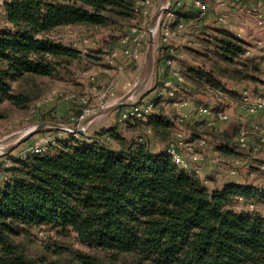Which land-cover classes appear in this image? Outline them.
<instances>
[{"label":"trees","instance_id":"obj_1","mask_svg":"<svg viewBox=\"0 0 264 264\" xmlns=\"http://www.w3.org/2000/svg\"><path fill=\"white\" fill-rule=\"evenodd\" d=\"M140 1L7 0V26L0 30V105L26 107L29 96L15 91L13 82L56 77L65 61L80 57L76 49L49 39L50 33L68 26L122 28L135 17ZM222 34L219 54L231 67L216 65L220 77L256 82L250 70L260 65L251 58L236 63L245 48L232 33ZM188 75L201 89L202 81L220 85L211 73L191 69ZM145 124L162 140L172 132V124L159 116ZM108 134L109 145L96 142ZM218 138L220 149L235 155L232 134ZM83 139H57L54 154L10 158L17 165L0 185V264H63L30 255L20 241L41 228L73 233L112 261L264 264V216L257 211L264 205V188L231 182L210 191L167 153L123 136L118 126ZM76 259L97 264L83 253H76Z\"/></svg>","mask_w":264,"mask_h":264},{"label":"rangeland","instance_id":"obj_2","mask_svg":"<svg viewBox=\"0 0 264 264\" xmlns=\"http://www.w3.org/2000/svg\"><path fill=\"white\" fill-rule=\"evenodd\" d=\"M5 1V0H0ZM153 7L150 10V14L145 16L140 12H137L132 21L127 22L122 28H99V27H63L48 35V38L54 42L62 43L70 46L73 49H77L75 43L79 46V40L82 37H87L91 40V45L87 46V51L81 53L80 57L74 60L65 61L62 67H60L59 75L53 78H38L28 77L20 81L12 83L15 91L24 93L30 98V103L24 107H17L8 102L0 105V170L4 175L0 176V185L5 182V178L9 174V170L15 167L17 164L12 161L11 166L6 167V161L10 158L18 156L21 152L27 150L33 143H35L42 136L51 137L53 144L50 147V154H54L58 148L57 139H68L72 135L65 136L63 132L56 129L55 125H63L71 128H78L70 118L72 116L81 115L85 108L78 99L73 102H68L62 98L50 96L54 90L74 93L77 97L87 96L89 98V107L97 109L101 103H106V99H102V95L106 92L107 88L114 87L115 96L109 100L110 108L99 110L95 116L87 120V123L91 121V124L87 130V136L84 141L91 138H95L96 134L104 129H110L119 125L120 111H109L112 107L119 104L121 99L133 92L130 99L127 100V104L123 105L120 109H125L136 102H141L146 96L151 93L152 79L154 72L153 66L147 62V52L149 48V40L152 32H155L158 28V20L153 22V18L159 9L165 6L169 0H154ZM190 6H194L193 2H189ZM247 3V8H244L246 12H241L243 6L242 0H226V6L223 8V12L230 15V23L223 24L219 21L216 15L208 17L211 12L214 13L216 5L212 4L209 7V12L204 19L197 20L199 17V10L196 8L195 17L187 21L189 32H195L199 28L200 23L205 21L210 27L211 34L199 37L200 35H190V37L196 39L200 45L198 50H191L193 53H187L191 61H195L203 68L199 69L204 73H211L216 76V79L220 77L218 69L219 67H231L227 66L224 60L221 59L219 51H221L219 39L225 37L224 31L230 32L233 30L232 35L240 42L244 48L253 47V39L251 36L257 34L259 26L257 25V16L264 15V0H250ZM1 7V4H0ZM234 9V12L231 10ZM208 17V18H207ZM204 22V23H205ZM171 22L169 25H174ZM216 26L220 27L219 30ZM3 21L0 19V30L4 29ZM132 29H138L141 32H145V53L140 64L133 65L129 69L121 74L116 73L114 67L109 64V57L111 53L122 47V42L126 37L131 36ZM239 32L245 33V35H238ZM157 43L160 40V35L154 38ZM155 50V46H154ZM250 58H235V62L241 63ZM253 59V58H251ZM259 69L255 66H251V73L256 77V82L246 81V86L250 88L253 95H261L257 93L256 89L258 85L264 86V56L261 62H256ZM135 64V63H134ZM195 65L192 62H188L187 66H183L187 71L195 69ZM193 67V68H190ZM108 71L112 74H108ZM96 78L95 84L96 91H92L93 84L90 81V77ZM218 83L210 84L212 88L221 89L222 91H228L231 88L230 80L219 81ZM212 94V93H211ZM213 95V94H212ZM154 96H150L152 99ZM51 99L49 102L46 100ZM42 102L41 109L34 112L37 103ZM108 102V101H107ZM80 112V113H79ZM78 113V114H77ZM259 119V122L263 124L264 114ZM47 124V127L41 131L35 133L19 145L15 146L20 139H22L30 130L41 125ZM230 133L237 135V126L230 127ZM148 127L143 122L131 121L123 136L131 139H144L147 135ZM214 130L208 132V135L214 137L216 141L218 136L214 134ZM80 139V138H76ZM219 142V140H218ZM232 152L236 157L243 159H250L255 165L257 162L264 164V151L260 153H254L252 150H239L234 144L231 146ZM255 168V169H254ZM254 172L253 175L247 174L248 183L260 184V179H264V170H256V166L251 168ZM246 174V172H241ZM264 216V205L257 209ZM20 241L25 244L28 253L34 257H40L46 259L48 262L56 261L63 264H80L76 259V253H83L97 259V264H136V261L132 257H121L118 261H112L110 256L102 251L91 249L81 241L77 236L70 232H59L50 228L32 229L29 234L21 237ZM58 249H63L61 254H56Z\"/></svg>","mask_w":264,"mask_h":264},{"label":"built area","instance_id":"obj_3","mask_svg":"<svg viewBox=\"0 0 264 264\" xmlns=\"http://www.w3.org/2000/svg\"><path fill=\"white\" fill-rule=\"evenodd\" d=\"M7 0L1 1L2 5H5ZM193 5L199 10V17L197 20L204 19L208 12L210 5H216V9L214 14L217 16L219 21L223 24L230 23V15L223 12V8L226 6V0H191ZM243 6L240 9L243 12L247 8L248 1L250 0H242ZM154 0H143L140 1L136 6V11L141 14L148 16L150 14V10L154 5ZM250 5V4H249ZM246 12V11H244ZM6 14V12H5ZM175 12L173 10L172 2H169L162 7V13L158 18V28L154 33V38L160 35V40L157 43H154L155 49L160 46H169L171 45L177 37L180 36V33L188 32V24L187 22H179L177 23L176 29H171L166 23L167 19L175 18ZM257 25L259 26V30L257 34H253L251 39H253V47H246L243 58H253L256 62H261L264 56V15L257 16ZM245 35L243 32H239L238 35ZM145 36L146 33L139 31L138 29H132L131 36L126 37L122 42V47L120 49L114 50L108 61L112 67L115 68L116 73H123L129 66L134 63L142 61V58L145 53ZM91 40L87 37H82L79 40V46L77 43V51L80 53H85L87 51V46L91 45ZM172 54L173 51L170 50ZM169 64L172 61L169 59L167 61ZM177 83H173L172 81H165L162 86L155 90V97L152 99H142L141 102H136L132 106L125 109H118L120 111L119 116V125L118 131L122 134L127 130V126L131 121H138L146 123L148 122L156 112L157 109V101L162 100L163 102L170 101L174 105H179L181 107H186L188 102H182L178 104V93H179V84L184 82V77L179 72L176 73ZM90 81L93 84L91 90L96 91L95 81L96 78L91 76ZM216 94L224 95L225 93L220 90H215ZM116 92L114 87L107 88L106 92L102 95V99H106V103H101L97 109H93L89 107V98L87 96L77 97L74 93L64 92L59 90H54L51 92L50 96L52 97H60L68 102L74 101L78 99L79 102L85 106L81 115L75 117L72 116L70 120L78 126V130L81 132H76L74 128L67 127L61 125L60 127H56L57 130L63 132L65 136L72 135L75 138H82L87 136V130L91 121L86 123L88 119H91L93 116L97 114L99 110H104L109 105V100L113 99ZM51 99L46 100L45 102H49ZM108 101V102H107ZM127 104V102H126ZM125 104V105H126ZM241 108L250 115H259L264 113V95H253L248 91H245L240 99ZM43 103H37L34 112L41 109ZM194 116L202 119L203 121L208 123V126L213 128L216 132L219 131V125L222 123H226L230 120V115L227 113L225 109H213L206 105H196L194 110ZM189 118L188 113H182L178 118V123L182 126L186 123ZM76 129V128H75ZM257 130H260L259 139L256 144H251L250 134L247 127L242 126L237 135V146L241 150H252L254 153H258L264 149V129L256 127ZM146 137H149L153 134L152 129L147 130ZM143 140V139H142ZM53 139L51 137L42 136L35 143H33L27 150L21 152L16 158L26 159L29 156H38V155H47L50 154V147L53 144ZM97 143L101 145H109L112 142V137L108 134L102 139H97ZM209 138L205 134L200 135L196 142L189 143L186 139V134L184 130L176 131L170 139L167 141L164 152L167 153L174 163L181 168L182 170L194 173L201 181L202 185L205 186L210 191V181L209 179L202 177V167L201 163L205 160L204 155L200 152L201 149L208 147ZM253 162L250 159L237 158L234 160V167L230 168L226 171V176H238L242 171H249L253 166ZM6 167L11 166V160H7ZM264 170V165L260 167ZM0 176H2V172L0 170ZM264 188V184L262 185ZM242 199H240L241 201ZM249 208L251 210L255 209V204H250Z\"/></svg>","mask_w":264,"mask_h":264},{"label":"crops","instance_id":"obj_4","mask_svg":"<svg viewBox=\"0 0 264 264\" xmlns=\"http://www.w3.org/2000/svg\"><path fill=\"white\" fill-rule=\"evenodd\" d=\"M163 0H161L162 2ZM191 0H171L173 10L175 12V18L167 19L166 23L171 24V22L175 23L174 25H168L171 29H176L177 23L179 22H187L190 19L195 17V13L197 11L194 6H190L189 2ZM1 4V3H0ZM156 4V2H155ZM234 12V9H231ZM5 5L1 4L0 7V19L3 21L4 27L7 26V22L5 19ZM197 14V13H196ZM215 14L211 12L208 17L214 16ZM207 17V18H208ZM206 21V20H205ZM202 21L198 29L195 32H186L180 33V36L176 38V40L169 46H160L154 50V72H153V79H152V88L151 93L146 96V99H150V96L155 97V90L162 86L165 81H172L173 83H177L176 73L179 72L184 77V82L179 84V93H178V104L187 101L188 105L186 107H181L179 105H174L172 102L167 101L163 102L162 100L157 101V109L155 112V116H159L164 118L166 121L172 124V132L167 140H162L160 136L156 133V131L152 127H148V129H152L153 134L149 137H145L143 140L139 138L140 142L148 143L151 147L152 151L155 153L164 152L165 146L167 141L170 137L176 132L180 130H184L186 134L187 142L193 143L196 142L197 138L205 134L209 138V145L208 147L201 149V153L204 155L205 160L200 164L202 167V177L209 179L210 181V188L212 190L221 189L226 184L235 182V183H245L248 182L247 174L249 171H245L246 174H240L238 176H226V171L230 168L234 167V160L239 157H236L233 154L224 153L220 149V138L216 141L214 137L208 135V132L214 130L208 123L203 121L202 119L194 116V110L196 105H206L213 109H225L227 113L230 115V120L226 123H222L219 125L220 129L218 132L214 130V134L216 136L223 135L224 132H230L231 126H237V135L238 131L242 126L247 127L251 144H256L259 139L260 130H257L256 127L264 129V121L263 124L259 122V117L262 115H250L245 112L241 108L240 99L242 94L245 91L251 93L250 88L246 86V81L241 83H235L231 81V88L228 91H223L224 95L216 94L215 89L210 86V84L204 83V90L199 88L198 84L195 82L196 77H193L189 74V71L186 70L185 67L187 66L188 62H192L195 65V69L199 70L203 67L196 63V60L191 61L187 55V53H193L191 50H198L199 44L196 39L190 37V35H200L199 37L205 36L206 34H211L210 27H208V23ZM205 22V23H204ZM72 27V26H69ZM219 30L220 27L216 26ZM231 33H233L232 29H229ZM190 34V35H188ZM203 38V37H202ZM170 50L173 53H170ZM171 60L172 63L169 64L167 61ZM140 62H137L133 65H138ZM133 65L129 66L132 67ZM126 69V71L129 69ZM190 67V68H193ZM108 74L110 71H108ZM219 81L227 80L224 77L217 78ZM220 91H222L220 89ZM257 93L264 95V86L258 85L256 89ZM213 95H212V94ZM252 94V93H251ZM153 97V98H154ZM182 113H188L189 118L184 125H180L178 123V118ZM264 114V113H262ZM258 116V118H257ZM237 135H232L231 145L233 144L237 146ZM239 150H241L239 148ZM264 151L261 150L260 152ZM258 152V153H260ZM264 164H260L257 162L255 165L252 166L256 169H261L260 167ZM244 172V171H242ZM253 175V173L249 174ZM260 184H255L258 187H262L264 184V179L259 180Z\"/></svg>","mask_w":264,"mask_h":264},{"label":"water","instance_id":"obj_5","mask_svg":"<svg viewBox=\"0 0 264 264\" xmlns=\"http://www.w3.org/2000/svg\"><path fill=\"white\" fill-rule=\"evenodd\" d=\"M162 13V7L159 9V11L156 13V15L153 18V22H156L159 18V16ZM154 33H151L150 36V40H149V48H148V52H147V62L149 65L153 66L154 64ZM134 90L132 92H130L128 95H126L125 97H123L120 101L119 104L115 105L114 107H112L109 111H115L120 109L123 105L126 104L127 100L131 98L132 94H133ZM87 123V122H86ZM61 125H55V127H60ZM45 127H47L46 123H43L41 125H38L37 127L33 128L32 130H30L22 139H20V141L15 145H19L20 143H22L23 141H25L26 139H28L29 137H31L32 135H34L35 133L41 131L42 129H44ZM74 130L76 132H81L78 129Z\"/></svg>","mask_w":264,"mask_h":264}]
</instances>
